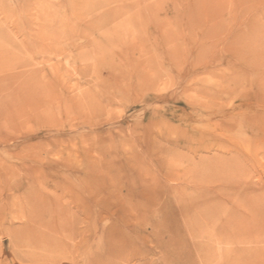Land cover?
I'll list each match as a JSON object with an SVG mask.
<instances>
[{"label": "rangeland", "instance_id": "obj_1", "mask_svg": "<svg viewBox=\"0 0 264 264\" xmlns=\"http://www.w3.org/2000/svg\"><path fill=\"white\" fill-rule=\"evenodd\" d=\"M207 1L0 0V264L73 221L107 264H264V0Z\"/></svg>", "mask_w": 264, "mask_h": 264}, {"label": "bare ground", "instance_id": "obj_2", "mask_svg": "<svg viewBox=\"0 0 264 264\" xmlns=\"http://www.w3.org/2000/svg\"><path fill=\"white\" fill-rule=\"evenodd\" d=\"M208 1H207V3H208ZM196 8H197V6L193 7V9L190 10L191 14H195V12H196L195 9ZM204 11H206L205 13L208 16V14H209L208 9H204ZM191 21H192V18L188 21V23H190ZM180 24H182V23L180 22ZM207 36H209V34L208 33L207 34L204 33L203 38H205ZM253 46H254V44H253ZM254 48L256 49V45H255ZM255 56L256 55L253 54V57H255ZM22 86H23V84H22ZM27 86H28V84H27ZM32 87H31V90L34 89V88L32 89ZM20 89H22V88H20ZM29 89H30V86H29ZM22 92H24V91H22ZM33 92H35V91H33ZM31 94H32V92H31ZM200 193H202L201 195H203V193H204L203 190L200 191ZM258 212H259V210L256 211V214H258ZM227 220L229 221V218ZM56 222L57 221L54 218H52L51 221H49V223H47V224L50 227V224L54 223V225H55ZM45 224H43V225H45ZM75 225H76L75 221H73L70 224L68 222L67 223H64V222L60 223V224H58L56 226L55 229H54V227H55L54 226L52 228V230H50V232H52L51 235H47V236L41 235L42 237H40V234H38L39 233V231H38L37 238L35 237L34 234H33L34 236L31 235V233L33 231V227L29 228L28 226H24L22 229H20L22 232H24L26 234L25 236H23V238H21L19 236L18 232L14 233V234L11 232L10 241L13 244V247H15V249L12 252H10L11 259L13 260L14 264H26V262L28 264H68L70 262H74V260L76 259V256L74 257V253H77V256H79V255L81 256L82 255V257H83L82 260H86L88 258V256H89L90 257V260L88 261L89 264H107L106 259L103 258V256H105L106 258H108V257L115 258L117 256H119V257L120 256H124V257L128 256V255L126 256L124 254V251H125L124 244H126V243H124L123 241L117 240V239L116 240H112L113 239L112 235L117 233V231L114 230V229H109L107 231L106 230H102V232L105 233L104 235L106 237H108L107 238L108 242H106V244L104 246L97 245L96 246L97 247L96 248L97 251L95 252V250H94V253H92L93 247L89 248V245L88 246H86V245L84 246L83 240H84V242H86L85 238H83V240L81 238L80 242H77V244L76 243L73 244L72 247H71V245L68 246V242H66V241H68V240L71 241L72 237H73V239H75L80 234L79 231L77 233H76V231H72V229L75 228ZM50 229H51V227H50ZM93 232L98 233L97 232V223L94 222V221L92 222L91 228L89 229V233L90 234L93 233ZM46 234H49V233H46ZM46 234H44V235H46ZM73 235H75V236H73ZM219 238H223V237H219ZM219 238L217 237V239L220 241ZM225 238L226 237H224V240H225ZM65 239H66V241H65ZM218 240H216V241H218ZM224 240L222 239L221 241H224ZM87 242H88V240H87ZM229 243H230V240H229ZM80 247L84 248V249L82 250V249H80ZM195 248L201 252V255L198 254V256L199 255L202 256V251L204 250L203 247L199 246V245H196ZM248 256H250V255L248 254ZM0 259H2V258L0 257ZM219 259H220V256H219ZM199 260L201 261L202 264L207 263V261L205 259H203V256L200 257ZM224 261H225V259H224ZM84 263H85V261H84ZM231 263H234V262H230V264Z\"/></svg>", "mask_w": 264, "mask_h": 264}]
</instances>
